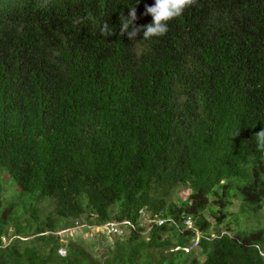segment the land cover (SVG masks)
Segmentation results:
<instances>
[{
	"label": "trees",
	"instance_id": "trees-1",
	"mask_svg": "<svg viewBox=\"0 0 264 264\" xmlns=\"http://www.w3.org/2000/svg\"><path fill=\"white\" fill-rule=\"evenodd\" d=\"M155 6L0 0V264H264V0Z\"/></svg>",
	"mask_w": 264,
	"mask_h": 264
},
{
	"label": "rangeland",
	"instance_id": "rangeland-1",
	"mask_svg": "<svg viewBox=\"0 0 264 264\" xmlns=\"http://www.w3.org/2000/svg\"><path fill=\"white\" fill-rule=\"evenodd\" d=\"M188 192L184 191L183 189H181L178 193H177V198H179L180 200L182 198H185L187 196ZM173 196V195H172ZM212 201V199H209V203ZM238 206L239 203L238 201L233 202V204L229 207V211L231 213H237L238 212ZM207 222H209V224L211 225V233H212V237L214 236L212 230H214L215 226H216V220L211 217V215L209 214V211L206 210L205 212L202 213ZM228 222H230L231 218H227ZM112 225V224H110ZM259 225L261 227H264V209L262 212H258L255 216L254 219H251L249 221H247L246 219H242L240 220V229H252L253 226ZM146 227V225L144 226ZM221 230H225V221L222 222L221 226H220ZM150 229L148 230V228H145V230L142 231V236L144 238H147V235L149 233ZM111 233L108 228L106 227V225H103L101 227H94L91 226L90 228L87 227L86 225L83 227H77V228H71L68 230H63V231H59L56 233V235L60 238V241L65 243L67 241V239H76V238H81V239H88V241L93 240V247L92 248H88V251L90 252L91 255L95 256L96 260H101L102 257H104L105 252L103 250V242H104V234H109ZM115 234H118L115 233ZM232 235V233H230ZM197 237L199 236V233L196 232ZM108 241H111L113 239L112 236L110 237H106ZM198 238H195L194 241L192 242V247H195V241H197ZM86 243V242H85ZM88 244V243H87ZM60 255H64V251L61 250L59 251ZM202 260V258H201Z\"/></svg>",
	"mask_w": 264,
	"mask_h": 264
},
{
	"label": "clouds",
	"instance_id": "clouds-1",
	"mask_svg": "<svg viewBox=\"0 0 264 264\" xmlns=\"http://www.w3.org/2000/svg\"><path fill=\"white\" fill-rule=\"evenodd\" d=\"M195 3V0H156V6L150 11L154 13L155 27L148 28V34L164 35L168 29L161 21H169L182 14L184 9ZM255 138L261 148H264V129L255 133Z\"/></svg>",
	"mask_w": 264,
	"mask_h": 264
},
{
	"label": "built area",
	"instance_id": "built-area-1",
	"mask_svg": "<svg viewBox=\"0 0 264 264\" xmlns=\"http://www.w3.org/2000/svg\"><path fill=\"white\" fill-rule=\"evenodd\" d=\"M140 213L142 214V212H140ZM162 223H163L162 220L154 219V218H150V217H145V216H143V218H142V223L140 224V226L143 227L144 230H145V228H148V230H149V229H151L154 225H156V226H160ZM122 224H123V226H127L128 222L124 221ZM145 225H146V227H144ZM184 225H185L186 228H191V227H193V223H192V221H191L189 218H187V219L184 221ZM106 227H107L108 230L111 232V233H109V234H115V233H117V232H118V234H115V235H117V236L123 234V230L119 229V227H118L117 224H112V225H110V224H106ZM124 230H125V229H124ZM127 233H128V231H126L124 234H127ZM196 242H197V241H195V244H196ZM184 251L186 252V251H188V249H184Z\"/></svg>",
	"mask_w": 264,
	"mask_h": 264
}]
</instances>
